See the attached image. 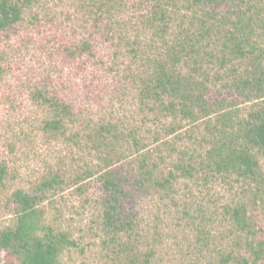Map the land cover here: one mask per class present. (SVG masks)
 I'll use <instances>...</instances> for the list:
<instances>
[{"label": "rangeland", "instance_id": "obj_1", "mask_svg": "<svg viewBox=\"0 0 264 264\" xmlns=\"http://www.w3.org/2000/svg\"><path fill=\"white\" fill-rule=\"evenodd\" d=\"M82 2L88 0H42L25 10L22 25L0 31V167L9 171L0 184V232L17 221L16 191L40 193L38 233H47L48 227L68 232L76 244L61 251L58 264H128L112 243L116 234L104 225L110 205L102 176L117 169L132 184L143 182L139 190L128 185L133 195L124 201L136 224L130 242L142 263L149 256L148 264H222L230 253L229 264H237L246 246L237 243L223 206L243 202L256 222V240L264 241V188L219 177H177L170 185L156 184L176 169L179 151L197 153L206 145L203 123L180 121L147 106L151 100L146 101L140 80L145 63L141 57L134 60L119 39L121 34L134 41L139 32L144 39V30L124 25L130 20L123 17L132 12L124 10L123 24L115 26L118 33L109 40L105 32L93 34L94 19L81 10ZM36 14L48 18L44 26L33 24ZM75 38L91 41L96 57L66 54L63 47ZM194 61H184L185 73L195 72ZM39 89L76 106L66 135L44 129L52 114L34 99ZM173 128L176 132L167 135ZM96 130L104 137L95 139ZM145 160L151 179L142 176ZM53 179L57 183L43 193V183ZM0 264L20 262L0 251Z\"/></svg>", "mask_w": 264, "mask_h": 264}, {"label": "trees", "instance_id": "obj_2", "mask_svg": "<svg viewBox=\"0 0 264 264\" xmlns=\"http://www.w3.org/2000/svg\"><path fill=\"white\" fill-rule=\"evenodd\" d=\"M41 1L0 0V31L22 25L25 10ZM125 9L132 14L123 17ZM81 10L94 19L93 34L105 32L109 40L118 33L115 26L123 24L122 17L123 21L130 20L124 25L132 30H144V39L140 32L134 41L121 34L119 39L125 40L134 60L141 57L145 63L140 80L146 101L151 100L147 106L180 121L203 123L201 141L206 145L197 153L179 151L176 169L169 172V177L160 178L163 181L157 185H170L177 177L206 181L219 177L226 182H256L264 188V0H88L85 5L82 2ZM44 17L36 14L33 24L44 26L43 20L48 19ZM65 45L63 51L69 56L96 57L88 39L75 38ZM189 59L195 60L196 69L187 74L182 64ZM33 97L52 114L44 121V129L57 137L66 135L67 125L77 116L74 103L40 89ZM175 132L173 128L167 135ZM102 135L96 130L95 139ZM140 168L143 177L152 178L146 160ZM7 170L0 167V184ZM102 179L110 205L104 213V225L116 234L112 243L118 247V257H128V264H148L149 256L142 263L130 242L136 224L124 203L129 194L133 195L126 187L139 190L143 182L139 179L132 184L117 169L105 171ZM54 183L55 179L43 183L41 191L54 187ZM41 199L40 193L16 191L17 221L0 232V251L13 255L20 264H58L61 251L76 245L68 232L55 233L48 227L47 233H38L35 217ZM187 215L191 217L189 212ZM223 215L237 243L246 246V252L235 258L236 263L264 264V241L256 240V222L247 206L235 201L223 206ZM231 258L230 253L224 255L222 264H229Z\"/></svg>", "mask_w": 264, "mask_h": 264}]
</instances>
